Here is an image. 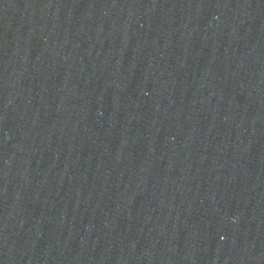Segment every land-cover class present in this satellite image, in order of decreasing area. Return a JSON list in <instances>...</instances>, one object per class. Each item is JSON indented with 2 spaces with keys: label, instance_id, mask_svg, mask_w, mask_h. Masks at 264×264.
I'll list each match as a JSON object with an SVG mask.
<instances>
[{
  "label": "water",
  "instance_id": "1",
  "mask_svg": "<svg viewBox=\"0 0 264 264\" xmlns=\"http://www.w3.org/2000/svg\"><path fill=\"white\" fill-rule=\"evenodd\" d=\"M0 264H264V0H0Z\"/></svg>",
  "mask_w": 264,
  "mask_h": 264
}]
</instances>
